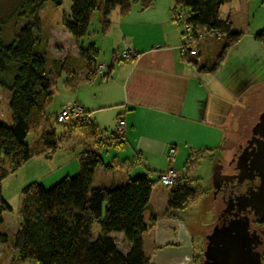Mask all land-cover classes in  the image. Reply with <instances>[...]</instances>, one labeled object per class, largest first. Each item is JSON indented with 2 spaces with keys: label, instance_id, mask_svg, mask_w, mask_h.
Masks as SVG:
<instances>
[{
  "label": "crops",
  "instance_id": "crops-1",
  "mask_svg": "<svg viewBox=\"0 0 264 264\" xmlns=\"http://www.w3.org/2000/svg\"><path fill=\"white\" fill-rule=\"evenodd\" d=\"M172 7V0H153L145 10L138 4L132 5L126 17H120L117 10L112 11L106 18L105 32L103 25L100 28L103 39L108 42L107 56L104 62L95 63L91 72L96 75L86 82L84 78L90 71L81 68L65 80L66 85L75 87L74 101L89 112V119L98 131L115 133L117 120L124 123L123 148L100 150L102 163L107 168L95 169L94 187L122 185L137 175H146L151 180L150 173L157 174L169 166L164 160L169 146L175 149L172 163H175V155L178 158L189 156L191 150H218L217 165H222L221 158L228 155L225 145L228 119L246 94L256 92L254 89L259 81L250 78L248 73L264 72V44L255 38L261 27L250 29L247 2L232 0L221 6L220 20H228L231 31L242 37L226 51L222 62L211 72L198 70V67L206 68L213 63L220 48L218 42L206 41L198 47L197 66L184 60L179 52L180 28L171 20ZM100 20L102 22L101 16ZM242 41H247L252 51L236 57L225 71L228 73L220 75L224 72L222 67L228 52ZM92 45L98 53L96 43ZM79 47H76L77 54H69L75 60L81 56ZM125 50L131 55L122 59L120 53ZM66 56L68 54L63 58ZM112 61L114 66L109 70ZM99 64L110 72L107 78L98 73L96 66ZM235 72L246 73L234 81ZM97 75L100 78H96ZM257 107L264 112V96L262 99L258 96ZM42 127L41 124L37 129L39 134ZM58 133L63 135L62 145L50 159L34 156L2 182V195L9 205L12 198L15 203L21 188L31 182L54 184L62 177L77 173V157L70 149L71 135L75 133L69 128ZM188 180L186 175H179L175 183L189 185ZM158 185L153 186L144 213L146 219L152 215L155 220L152 228L142 235L143 252L151 264H193L192 260L197 256L194 249L197 239L187 222V211L192 204L167 214L169 187ZM111 236L120 239L123 251L127 252L128 244L122 235Z\"/></svg>",
  "mask_w": 264,
  "mask_h": 264
},
{
  "label": "trees",
  "instance_id": "trees-1",
  "mask_svg": "<svg viewBox=\"0 0 264 264\" xmlns=\"http://www.w3.org/2000/svg\"><path fill=\"white\" fill-rule=\"evenodd\" d=\"M69 11L62 15L61 26L79 40L86 33L95 11L102 16L103 32L107 16L117 10L126 17L134 4L142 10L149 8L153 0H69ZM232 0H172L171 20L176 23L179 10H184L186 23L193 30L206 27L221 36L196 42L198 47L206 41L218 42L220 48L213 63L198 70L214 71L222 62L225 53L242 35L231 31L228 20H220L222 5ZM61 6L63 0H21L17 16L30 20L13 33L10 42L3 41V26L0 21V90L9 94L10 124L0 120V244L11 243L19 261L36 264H151L143 252L142 235L150 230L154 217L144 216L149 197L157 180L146 175L129 178L122 185L108 187L92 186V177L97 167H105L100 150L123 148L122 134L98 131L90 119H70L66 124L73 133L87 140V147L77 154L78 171L65 176L45 188L39 182H31L21 188L15 208L18 226L9 236L4 228L6 214L12 208L2 195V182L13 175L34 156L50 159L63 141L45 118L44 107L52 95L55 77L62 73L70 78L76 70L87 68L84 80L90 82L96 72L93 45L79 47L80 58L66 56L62 60H50L40 47L38 33L41 29L39 12L45 3ZM179 27V26H178ZM181 37V35H180ZM255 38L264 44V29ZM187 62L197 66L195 55H181ZM115 61V60H114ZM114 61L109 65L113 68ZM107 69V70H108ZM109 71L102 78L109 76ZM42 124L40 134L30 143L27 136ZM90 142V144H89ZM169 187L166 213L183 210L192 204L198 191L186 183H174ZM14 219V218H13ZM8 222V221H7ZM6 222V223H7ZM9 223V222H8ZM7 223V224H8ZM98 232L92 236V227ZM111 234H121L128 244L127 252L120 249ZM198 257L192 260L196 264Z\"/></svg>",
  "mask_w": 264,
  "mask_h": 264
},
{
  "label": "rangeland",
  "instance_id": "rangeland-1",
  "mask_svg": "<svg viewBox=\"0 0 264 264\" xmlns=\"http://www.w3.org/2000/svg\"><path fill=\"white\" fill-rule=\"evenodd\" d=\"M248 4L249 8V21L250 29H257L261 27L260 31L264 28V2L262 0H244ZM21 0H0V21L5 22L3 26V41L8 43L12 39V35L16 32L19 27L29 23L30 20L23 17H16L17 6L20 4ZM70 6L69 0H63L61 6L55 7L50 3H45L39 12V18L41 22V29L38 33L40 38V47L45 51V55L50 60H61L66 54L74 53L77 54L78 46L87 48L90 44L96 43L98 47V53L94 56V61L96 64L104 62V57L107 56V44L108 42L103 39L101 33L102 22L100 20L101 12L95 11L92 15L91 22L87 29V33L76 40L71 37V35L61 26L62 15L68 13ZM111 14V13H110ZM102 18V16H101ZM259 31V32H260ZM78 41V42H77ZM247 41H242L237 47L235 46L231 51L228 52L226 62L223 64L222 71L220 75H225V72L231 64L236 61V57H242V55L249 54L252 51L251 46L246 43ZM75 45V47H74ZM102 47V48H101ZM101 49V50H100ZM249 49V50H248ZM251 65H255L251 63ZM256 66V65H255ZM246 72H235L233 75L234 81L236 77L240 74ZM248 73L250 78L259 81L257 84L256 92L250 91L246 94L240 104L232 111L231 117L228 119V141L225 142L227 145L226 149L228 155L221 158L222 164L226 166L227 162L231 158V154L236 151L238 144L242 143L244 138L248 136V133L252 129L253 123L258 119V117L264 113L257 107L258 96L262 99L264 96V72H251ZM96 78H100L98 75ZM67 75L62 73L60 76L55 77L52 84V95L44 107V113L46 120L50 123L52 128L59 132L61 129H68L66 124H58L55 122V115L58 113L60 108L67 102H75L74 89L75 87H70L66 85L65 80ZM226 80V78H225ZM80 83V81H78ZM74 88V89H73ZM9 94L1 89L0 90V120L5 124H10V110L8 107ZM240 105V106H239ZM232 123L234 125L232 126ZM39 135V130H33L27 136L26 141L28 143L32 142ZM72 140H70L71 152L74 156L82 151L86 147V139L79 134L75 133L71 135ZM62 145V143L60 144ZM173 147V146H172ZM189 156L178 158L175 155V163H171V167H175V171L183 177L187 176L189 185L191 188L198 191V196L196 200L192 203L188 209V223L189 227L193 231L194 237L197 242L194 244L195 255H197L198 260L196 264L202 263V252L206 249L208 244L209 236H211L215 227L219 225V209L221 207L219 198H214L212 193L213 185V168L217 166L218 150L216 151H206V150H191ZM165 162L167 161L164 157ZM168 164V162H166ZM221 165V164H220ZM133 167H128L130 171ZM226 168V167H225ZM227 170L224 169L223 171ZM151 180L153 181L156 177L155 173H150ZM60 180V179H59ZM45 188L51 187L53 184L49 182H43L42 184ZM158 183L154 184L156 188ZM7 189V188H6ZM5 189V190H6ZM6 194V192H5ZM12 213L6 214L5 216V226L9 236H11L17 226L18 222L16 217V205L18 202V197L16 198V205L14 199L11 200ZM14 218V219H13ZM9 223H8V222ZM8 224H7V223ZM202 227V228H201ZM201 229V230H200ZM98 232L97 225L92 227V236L95 237ZM118 247L123 250V242L120 239H115ZM0 264H36L34 262L25 260L19 261L17 259L16 252L11 247V243L0 244Z\"/></svg>",
  "mask_w": 264,
  "mask_h": 264
},
{
  "label": "flooded vegetation",
  "instance_id": "flooded-vegetation-1",
  "mask_svg": "<svg viewBox=\"0 0 264 264\" xmlns=\"http://www.w3.org/2000/svg\"><path fill=\"white\" fill-rule=\"evenodd\" d=\"M257 120L253 123V125ZM253 127V126H252ZM262 134L251 130L243 142L238 144L226 166L221 165L225 178L213 188L214 198H219L221 207L218 211L222 228H231L241 224L244 233L250 240V247L257 253L261 264H264V213L255 199L260 184L254 169V152ZM223 171L224 169H226ZM204 250L202 252V255ZM202 262L204 256H202ZM202 264V263H201Z\"/></svg>",
  "mask_w": 264,
  "mask_h": 264
},
{
  "label": "water",
  "instance_id": "water-1",
  "mask_svg": "<svg viewBox=\"0 0 264 264\" xmlns=\"http://www.w3.org/2000/svg\"><path fill=\"white\" fill-rule=\"evenodd\" d=\"M251 131L253 133L259 131L262 134V140L258 141L253 155V165L260 181L255 199L264 213V113L258 117ZM223 178L225 177L221 173V166L217 165L213 170L214 188ZM244 231L245 227L241 224L231 228L217 225L214 233L209 236L202 264H261L258 254L250 247V240Z\"/></svg>",
  "mask_w": 264,
  "mask_h": 264
},
{
  "label": "built area",
  "instance_id": "built-area-1",
  "mask_svg": "<svg viewBox=\"0 0 264 264\" xmlns=\"http://www.w3.org/2000/svg\"><path fill=\"white\" fill-rule=\"evenodd\" d=\"M176 23L180 28L181 33V44L179 47V52L181 55H195L197 53L196 42H203L208 38L218 39L221 34L216 31H209L206 27H201L197 30L186 23L184 18V10H179L177 14ZM131 55V52L125 50L120 53V58L127 59ZM98 73H105L107 68L99 64L96 66ZM89 112L85 111L79 104L76 102H67L64 104L56 115V121L58 123H66L70 119H88ZM124 128V123L122 120H117L116 131L122 133ZM175 149L172 146H169L166 150L165 158L169 164L166 170L156 174V180L159 184L167 187L174 184L178 178L179 174L171 167V163L174 160Z\"/></svg>",
  "mask_w": 264,
  "mask_h": 264
}]
</instances>
